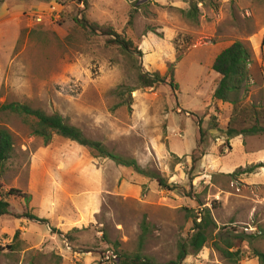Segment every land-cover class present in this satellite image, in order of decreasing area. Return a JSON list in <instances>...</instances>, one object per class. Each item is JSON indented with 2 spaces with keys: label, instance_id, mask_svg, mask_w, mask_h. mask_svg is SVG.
I'll use <instances>...</instances> for the list:
<instances>
[{
  "label": "rangeland",
  "instance_id": "rangeland-1",
  "mask_svg": "<svg viewBox=\"0 0 264 264\" xmlns=\"http://www.w3.org/2000/svg\"><path fill=\"white\" fill-rule=\"evenodd\" d=\"M191 1L0 2V105L59 113L170 185L62 136L33 134L22 118L0 111V127L14 140L0 197L11 188L30 195L8 197L0 264H121L138 248L144 217L153 225L144 253L168 264L205 207L217 224L213 240L183 264H261L252 250L264 252V167L229 174L264 163V135L229 140L226 130L230 121L239 129L250 125L251 106H264V0H201L197 23L181 12ZM83 16L131 39L143 70L168 79L174 72L179 89L169 81L139 87L125 54L107 46L106 35L80 27ZM236 41L247 48L250 79L235 110L214 98L220 75L212 66ZM120 87L134 91L120 97ZM236 235L245 240L236 241L242 257L232 263L213 243L225 246L221 238Z\"/></svg>",
  "mask_w": 264,
  "mask_h": 264
},
{
  "label": "trees",
  "instance_id": "trees-1",
  "mask_svg": "<svg viewBox=\"0 0 264 264\" xmlns=\"http://www.w3.org/2000/svg\"><path fill=\"white\" fill-rule=\"evenodd\" d=\"M3 0H0V2ZM200 1L192 0L188 9H182L184 17L193 23H197L200 15ZM134 13H130L129 24H132ZM80 27L92 31L93 33H102L106 35V45L109 47H117L125 54L130 64L131 70L135 71L137 83L139 87H156L163 85L169 81L171 87L177 91L179 84L175 81L174 72L168 79L166 75H161L159 72L144 71L139 62V56H142V51L134 44V42L123 34L114 30L112 26H101L97 23H90L84 16L81 19H76ZM264 43V38H263ZM248 51L244 43L236 41L229 47L223 49L213 62V70L220 75L219 83L214 91V98L223 102L233 104L234 109H238L242 99L243 89L246 87L249 79V61ZM134 90L132 88L120 87L117 94L120 97L130 95ZM1 112L15 114L29 124L33 134L40 135L47 140L54 134L62 136L66 139L74 141L81 146L92 150L96 156L105 157L113 160L116 164L133 168L137 173L156 180L160 187L169 189L167 179L155 170L140 166L134 158L123 156L109 149L102 141L94 140L87 137L84 132L73 125L67 118L59 113L48 114L42 109L33 108L28 104L19 102H4L0 105ZM201 135L203 136V131ZM228 139L237 136L246 135H264V106L257 108L251 106L250 125L242 128L232 127V121L227 127ZM14 152V140L12 133L6 127H0V177L4 172V164L10 160ZM264 167V163H258L248 166L244 169H238L229 174L237 176L241 174L254 173L257 169ZM15 196L21 198H29L30 195L17 188H11L7 194L0 197V216L10 213V203L8 197ZM21 216L40 220L36 215L31 213H23ZM194 226L192 232L187 239H182L178 244L177 257L168 264H183L184 260L191 253L200 252L210 240H213V234L210 228L217 227L216 221L213 218L211 209L205 207L200 215H194ZM45 221V220H44ZM153 225L150 224L144 217L141 224V235L139 238L138 248L135 253L125 254L121 258V264H161L154 261L153 258L144 253L145 245L152 232ZM264 236V228L260 230ZM250 235V234H249ZM253 236V235H252ZM225 244L222 246L219 240H215L213 245L220 251L229 262H237L242 257L240 248L234 250L237 245L236 241H244L243 236H227L221 238ZM253 257H256L261 264H264V252L253 249Z\"/></svg>",
  "mask_w": 264,
  "mask_h": 264
},
{
  "label": "built area",
  "instance_id": "built-area-1",
  "mask_svg": "<svg viewBox=\"0 0 264 264\" xmlns=\"http://www.w3.org/2000/svg\"><path fill=\"white\" fill-rule=\"evenodd\" d=\"M41 17L40 16H37L36 17V21H41ZM111 256L113 257V258H116L117 257V255L116 254H111Z\"/></svg>",
  "mask_w": 264,
  "mask_h": 264
}]
</instances>
